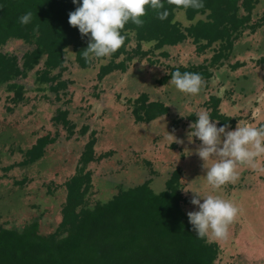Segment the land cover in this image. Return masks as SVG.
Instances as JSON below:
<instances>
[{
    "label": "trees",
    "instance_id": "obj_1",
    "mask_svg": "<svg viewBox=\"0 0 264 264\" xmlns=\"http://www.w3.org/2000/svg\"><path fill=\"white\" fill-rule=\"evenodd\" d=\"M257 2L202 0L203 7L184 9L164 0L161 11L167 10L166 19H159L157 11L148 9L142 18V26L131 22L125 26V45L110 58L86 59L82 52L88 46V38L81 36L78 29L68 23L69 13L78 6L72 0H0V88L5 86V90L12 93L9 100L13 106L24 103L27 100L26 88L17 79L32 74L35 91L47 88L59 98L60 92L64 93L70 82L62 79L63 72L68 69L65 65L68 51L74 55V61L81 70L99 65L97 78L102 80L115 71L127 72L128 62L135 56H148L152 49L173 47L185 40H191L202 53L212 52L211 57L198 65L171 67L169 73L158 82L165 84L176 70L199 73L203 80H208L214 75V70L225 67L226 61L234 55L236 42L247 28L255 31L258 26H264V12L258 23L251 22ZM29 11L33 14L31 23L21 24L19 18ZM178 15H184L188 24L178 20ZM133 39L136 46L129 50ZM10 41H22L28 45L20 59L3 51V45ZM143 43H149L152 49L143 50ZM261 50L263 55L256 63L261 67L258 72L262 82L254 83V76L250 83L256 86L255 89L239 94L253 97L260 88L264 93V50ZM161 54L168 56L166 51ZM245 64L236 61L230 64L229 71L233 75L240 74L239 70ZM204 82L207 85V81ZM221 99L218 93H214L203 105L219 127L226 125V131H231L244 117L228 115L227 111L222 110ZM129 102L133 105L131 113L135 126H146V135L140 138L144 143L152 130L159 131L154 123L168 115L170 107L162 101L149 100L145 92ZM255 110L258 109L252 108L247 116L252 119V116L260 113L256 114ZM68 114V109H59L54 119L67 126L70 138L74 134L75 124H70ZM190 117L196 119L195 114ZM179 122L175 120L173 125L179 128ZM88 129L89 126L84 125L80 130L81 135ZM99 140L100 135L92 130L74 173L64 183L66 193L61 210L52 220L48 215L46 221L44 210L38 203L30 202L26 206L32 217L22 225H0V264H241L244 261L247 264H264V259L262 262L259 259L264 253V227L260 226L264 222L263 204L258 203V210L252 204V198H249L251 216L257 219L242 221L236 217L223 243L199 239L187 216L188 212L197 210V206L192 205L191 199L183 193L186 184L199 178L192 175L195 173L192 169L183 170L175 166L168 167L170 169L155 168L154 162L143 150L137 152L135 149L132 155L136 163H132L134 160L131 159L132 162L123 164L118 157L121 152L118 149L98 152L96 146ZM129 140L127 142L135 147L134 142ZM52 142L55 139L49 134L38 138L34 145L24 151L26 158L23 163L38 161L44 155L45 147ZM172 146L178 147L176 144ZM104 161L109 165L106 178L109 181L105 182V186L115 192L105 198L106 193L100 187V196L91 200L88 196L94 171L90 163L94 162L95 167L103 165ZM139 163L142 166L135 167ZM114 182L117 186L112 185ZM224 187L231 189L232 185L229 183ZM237 191L240 193L239 188ZM218 194L226 198L224 193ZM231 202L237 208L246 210L242 208V199ZM23 212L26 211L23 209Z\"/></svg>",
    "mask_w": 264,
    "mask_h": 264
},
{
    "label": "rangeland",
    "instance_id": "obj_2",
    "mask_svg": "<svg viewBox=\"0 0 264 264\" xmlns=\"http://www.w3.org/2000/svg\"><path fill=\"white\" fill-rule=\"evenodd\" d=\"M263 12L264 0H258L251 22L258 23ZM177 19L188 24L184 15H178ZM244 32V35L235 44L234 55L226 61L229 65L226 64L225 67L214 70V75L208 80H204L207 81V85L204 83L201 92L196 96L179 93L171 85V78L165 84L158 82L169 73L171 67L198 65L211 57L212 52L202 53L191 40H185L180 45L173 47H166V50L157 49L156 51L149 43H143V50L152 49L148 56H135L128 62L129 70L127 72L115 71L102 80L97 78L99 65L96 68L81 70L74 61V55L68 51L65 62L68 69L63 72L62 79H67L70 82L65 92H60L59 98H56L54 93L47 88L40 92L35 91L32 74H29L27 78L17 79L26 88L27 100L24 103L13 106L9 100L12 93L7 92L5 86H2L0 88V225L4 223L7 226L22 225L30 216L32 217L27 212L29 210L26 206L30 202L38 203L44 210L46 221L48 215L52 220V217L58 214L66 193L64 183L74 173L92 130L100 135L101 140L96 146L98 152L109 148L118 149L121 151L118 157L123 160V164H126L132 162L131 159L134 160L132 163H136V158L132 155L133 149L138 150L137 152L143 150L150 161L154 162L155 168L192 169L195 172L192 175L199 178L196 177L197 183L193 181L190 183L200 186L201 195L224 193L225 197L231 201L240 202L242 199V208L246 210L238 208L239 214L236 217L242 221L257 219V217L251 216L248 199L252 198L251 202L258 210V203L264 206V155L257 157L254 165H238L237 179L231 183V189L224 187L218 192H212L206 184L204 162L195 152L201 142L195 137L191 141L188 139L191 131L190 126L195 121L190 115H196L201 110H206L209 113L203 104L214 93H218L223 98L224 101L221 99L223 111H227L228 115L232 117H237L236 115L244 117L240 118L238 126L247 124L253 127H264V93L262 88L258 89L255 93L256 96L242 95L243 92L248 93L255 89L256 86L250 83L254 76H256L254 83L262 82L258 72L261 67L256 62L263 55V51L260 49L264 50V26H258L255 31L247 28ZM135 46L136 42L133 39L129 50L134 49ZM27 47L28 45L22 41H10L3 45V51L17 55L20 59ZM248 50L249 54L246 53ZM162 51H166L168 56L162 55ZM149 59L156 63H151ZM236 61L246 64L239 70L240 74L233 75L229 69ZM100 63L103 62L100 61ZM260 78L261 81H258ZM143 92L149 95V100H159L170 107L168 115L158 118L154 123L159 131L152 130L145 137L144 143L140 138L146 135L144 132L146 126H135L131 113L133 105L129 102ZM240 92L242 94H239ZM252 108L258 109L260 116L258 114L252 116V119L249 118L250 116L247 114H250ZM59 109L62 111L68 109L67 119L70 124H75L74 134L70 138H68L67 126L60 122L57 123L54 119ZM175 120H180L179 128L173 125ZM261 124L263 125L261 126ZM84 125H88L89 129L81 135L80 130ZM217 127L219 126L217 125ZM126 131L129 133L127 134ZM48 134L52 139H55V142L45 147L44 155L35 163H23L26 158L24 151L34 145L38 138ZM170 135L174 137V140ZM127 139L134 142L135 147H132L131 142H127ZM125 141L126 143H124ZM173 144L178 147H173ZM162 164L166 165L162 166ZM90 165L93 167L94 173L92 174L91 193L88 197L91 200L98 198L101 193L100 187L106 193V195L103 194L104 197H109L115 192L112 188L107 189L105 186V182L109 181L106 179L109 170L107 166L109 165L106 161L103 165L94 167V162ZM137 166L142 165L139 163L135 167ZM197 179L199 180L197 181ZM184 181H186L185 178ZM112 185L117 186V183L114 182ZM190 186V184H186L184 190ZM183 193L188 198H193L192 192L183 191ZM19 206L26 212L21 213ZM260 226L264 227V222H261ZM219 242L223 243V240H219ZM259 259L262 262L264 253L259 256ZM241 264L247 263L244 261Z\"/></svg>",
    "mask_w": 264,
    "mask_h": 264
},
{
    "label": "clouds",
    "instance_id": "obj_3",
    "mask_svg": "<svg viewBox=\"0 0 264 264\" xmlns=\"http://www.w3.org/2000/svg\"><path fill=\"white\" fill-rule=\"evenodd\" d=\"M168 2L184 9L203 7L202 0ZM72 3L78 6L69 13L68 23L77 28L81 36L88 38V46L82 52L86 59L110 58L125 45V26L129 22L142 26V18L148 9L157 11L161 20L168 16L167 10L161 11L164 0H72ZM32 18L33 14L29 11L19 19L21 24L27 25ZM170 83L179 93L196 96L205 82L199 73L176 70L171 75ZM190 127L188 139L191 141L195 137L201 142L197 155L204 162L206 184L212 192H218L225 185L235 182L238 165H254L256 158L264 155V127L244 124L226 131L227 126L217 127V122L206 110L196 114ZM170 137L174 140L172 135ZM189 184L191 186L187 190H182L194 194L190 203L197 206V210L188 212L187 216L197 238L226 239L238 208L220 195H201L199 185Z\"/></svg>",
    "mask_w": 264,
    "mask_h": 264
},
{
    "label": "crops",
    "instance_id": "obj_4",
    "mask_svg": "<svg viewBox=\"0 0 264 264\" xmlns=\"http://www.w3.org/2000/svg\"><path fill=\"white\" fill-rule=\"evenodd\" d=\"M249 47H251V46H249ZM251 48H252V47H251ZM260 50H261V49H260ZM249 52H250V51L248 50V52H246V53L249 54ZM255 112H256V114H258L259 111H258V110H255ZM259 116H260V115H259Z\"/></svg>",
    "mask_w": 264,
    "mask_h": 264
}]
</instances>
